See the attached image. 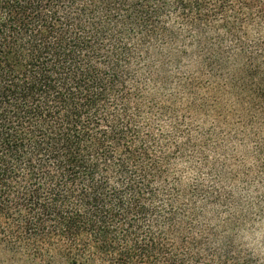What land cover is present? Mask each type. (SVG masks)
Wrapping results in <instances>:
<instances>
[{
    "label": "trees",
    "instance_id": "obj_1",
    "mask_svg": "<svg viewBox=\"0 0 264 264\" xmlns=\"http://www.w3.org/2000/svg\"><path fill=\"white\" fill-rule=\"evenodd\" d=\"M229 94L264 128V0H0V257L264 264L218 216Z\"/></svg>",
    "mask_w": 264,
    "mask_h": 264
},
{
    "label": "rangeland",
    "instance_id": "obj_2",
    "mask_svg": "<svg viewBox=\"0 0 264 264\" xmlns=\"http://www.w3.org/2000/svg\"><path fill=\"white\" fill-rule=\"evenodd\" d=\"M222 97L218 113L203 117L217 135L209 156L222 195L218 216L238 240L264 254V128L255 126L230 94Z\"/></svg>",
    "mask_w": 264,
    "mask_h": 264
}]
</instances>
